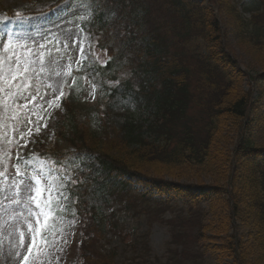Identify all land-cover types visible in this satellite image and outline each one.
<instances>
[{
  "label": "trees",
  "instance_id": "16d2710c",
  "mask_svg": "<svg viewBox=\"0 0 264 264\" xmlns=\"http://www.w3.org/2000/svg\"><path fill=\"white\" fill-rule=\"evenodd\" d=\"M92 1L87 62L104 87L102 102L86 109L67 89L51 136L32 135L25 144L3 137L0 165L16 163L17 144L29 163L42 160L52 170L78 163L60 182L68 208L86 224L83 261L90 255L101 260L95 264H116L115 248L99 256L93 240L116 228L101 205L125 200L135 180L149 186L144 200L153 190L182 192L179 181L208 190L188 195L193 206L206 199V210L168 222L179 251L168 249L166 264L188 251L211 252L216 264H264V144L256 141L264 125L258 128L260 109L242 87L255 76L236 67L228 45L234 39L264 73V0ZM214 1L223 29L209 7ZM50 6L40 2L22 13ZM259 82L264 87L263 76ZM263 95L259 90L258 102ZM130 106L138 117L127 113ZM192 225L197 235L188 233ZM201 240H209L202 253Z\"/></svg>",
  "mask_w": 264,
  "mask_h": 264
},
{
  "label": "rangeland",
  "instance_id": "374dc122",
  "mask_svg": "<svg viewBox=\"0 0 264 264\" xmlns=\"http://www.w3.org/2000/svg\"><path fill=\"white\" fill-rule=\"evenodd\" d=\"M49 0H0V35H5L7 40L11 35L14 43L11 45V54L21 57V64L30 69L28 76L21 81L20 89L14 90L16 95L9 96L7 86L3 95V129L10 137L16 140H23L30 134L29 125L25 119L27 115L32 116L31 134L36 132L37 127L43 129L49 121L55 118L60 111V100L63 88L66 84L78 89L79 83L83 86V93L79 100L83 106H90L95 102L99 94V85L95 80L83 77L74 78L73 73L78 69L84 60V51L88 46V21L91 12L88 8L91 0H66L60 6L54 8L49 14L25 17L11 20L3 15V10L18 11L24 7H29L32 3ZM199 1V0H198ZM50 2V1H49ZM215 2V1H214ZM47 3V2H45ZM216 3V2H215ZM213 4V14L218 10V5ZM208 5V4H204ZM218 19L222 29L223 23L219 10L214 14ZM247 18V15H245ZM229 53L236 67L244 73H249L252 77L258 76L262 68L252 56L246 53L234 39L228 42ZM10 52L5 51L4 70L5 78L9 76L8 59ZM101 58H104L101 57ZM257 63V64H256ZM261 67V68H260ZM16 67L13 64L12 73L15 74ZM31 80L37 84L30 83ZM247 78L242 85L244 90L249 91ZM258 80V79H257ZM251 84L254 81H249ZM30 86V87H29ZM254 99L257 98L260 87L258 81L254 85ZM19 96V103L27 106L19 109L13 106V100ZM35 96V100L32 97ZM264 101V96H263ZM260 107V124L264 125V102ZM254 111L258 104H254ZM120 108L116 113H121ZM129 115L138 117L139 112L130 106L127 110ZM256 125V124H255ZM264 128V127H263ZM39 130V131H40ZM23 135V139H21ZM257 143L264 144V131L257 133ZM6 174L15 171L14 165L7 163L4 167ZM73 166L58 168L54 170L41 166V163H34L32 172L43 169L41 173L46 178L51 172V181L54 187H60V175L64 177L73 174L69 173ZM182 191L193 183L179 181ZM125 200H111L101 205L106 218L113 217L116 228H111V232L106 240L101 242L95 240L93 250H98V255L103 256L109 248H115L116 264H166L171 256L168 249L179 251V247L170 243V231L168 222L173 218H183L188 211H203L207 203L199 201L193 206L189 205L191 199L185 193H175L174 191L160 194L153 190V195L144 200L140 197L142 189L147 190L149 186L134 184ZM191 193H198L196 187L191 188ZM55 198V197H54ZM190 209V210H189ZM58 215L63 217L57 221V233H47V243L39 247L30 257V264H95L94 259L101 261L88 254V259L82 260L81 247L86 224L84 221L70 219L68 212L59 210ZM16 217L6 214L0 218V264H21L24 255L27 254L28 245L31 243L32 233L28 231L27 222L17 225L15 230L9 225L15 221ZM33 226L35 227L34 221ZM196 227L192 225L188 228V233L196 234ZM21 233H23V244H21ZM197 235V234H196ZM202 252L207 251L209 240L198 242ZM198 252L188 251L174 255V264H216V257L208 252L198 257ZM195 256L196 258H194Z\"/></svg>",
  "mask_w": 264,
  "mask_h": 264
},
{
  "label": "snow or ice",
  "instance_id": "6c2138e0",
  "mask_svg": "<svg viewBox=\"0 0 264 264\" xmlns=\"http://www.w3.org/2000/svg\"><path fill=\"white\" fill-rule=\"evenodd\" d=\"M14 43L11 35H9L6 42L0 41V140L3 139V95L5 87L7 86L8 95L15 96L14 90L25 87L21 81L24 80L30 69L21 64V57L13 56L11 54V45ZM9 51L8 59L9 76L5 78L4 60L5 51ZM90 51V50H89ZM83 55L88 53L81 49ZM13 64L16 67L15 74L12 73ZM30 87V86H29ZM26 103L21 105L19 103V96L13 100V106L17 109L27 106V97L24 98ZM35 100V96L32 97ZM29 128L28 132L31 135L32 116L25 117ZM47 127V125H44ZM37 127L36 132H39ZM23 139V135H21ZM24 147L22 144H17V160L14 165L15 171L6 174V169L0 165V218L6 214H12L16 217L15 221L9 226L14 230L17 225L27 222L28 231L32 233L31 243L28 245L27 254L23 256L21 264H30V257L34 252L38 254L40 246L47 243V233H57V221L62 220L63 217L58 215L59 210L68 201L67 193L63 190L54 187L51 181V172L46 178L41 173L43 169H37L35 172L31 171V164L27 159H21L19 156L20 150ZM5 151L4 145L0 143V153ZM55 197V198H54ZM33 221L35 227L33 226ZM21 244H23V233H21Z\"/></svg>",
  "mask_w": 264,
  "mask_h": 264
}]
</instances>
